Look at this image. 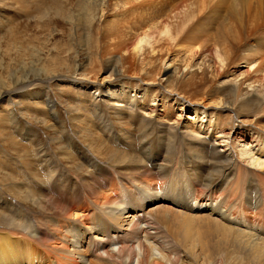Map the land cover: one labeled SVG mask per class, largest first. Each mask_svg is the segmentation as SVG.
I'll return each instance as SVG.
<instances>
[{"label":"rangeland","instance_id":"374dc122","mask_svg":"<svg viewBox=\"0 0 264 264\" xmlns=\"http://www.w3.org/2000/svg\"><path fill=\"white\" fill-rule=\"evenodd\" d=\"M136 1L140 0H123V4L128 2L134 8ZM239 3L240 21L226 17L228 3L221 10L223 18H228L227 24L219 32L212 21L214 29L207 34L209 55L191 62L207 61L204 66L209 72L203 81L201 75L198 79L174 80V70L179 68L174 64L176 54L184 52L166 34L157 36L163 48L157 46L159 55L150 58L151 64L142 74L140 61L125 54L123 46L113 47L105 22H100L101 11L107 7L100 1L0 0V229L20 235L26 225L33 223L27 215L29 209L36 212L33 217L45 221L50 218L49 207L39 208L47 190L42 182L51 174L66 178L71 172L72 183L77 184L70 193L72 198L65 195L62 199L74 200L77 212L82 213L86 205L92 208L89 192L96 183L101 187L99 198L110 195L117 212L156 208L146 222L139 224L149 221L153 228L149 226L147 233L141 231L124 243L137 247L139 239L144 247L151 244L154 258L168 264H231L221 261L225 233L231 229L249 233L254 242L263 244L264 182L248 169L226 172V162L208 150V129L197 135L196 125V132L183 134V125L174 130L168 123L161 124L159 118L145 115L140 104H156L158 99H166L165 90H173L192 105L188 110L192 114L184 115L194 116L196 109L198 119L206 120L212 129L221 125L212 115L214 109L203 112L200 107L216 100L241 114L222 112L232 120L230 125L236 120L250 125L248 140L256 128H264V97L255 91L236 93L240 83L248 76L253 78L257 65L264 61V0ZM127 20L132 32L139 33L140 29L134 27L135 18ZM221 36L227 37L231 49L226 63L221 62L219 53ZM202 43L201 39L187 41L181 48L190 55ZM255 50L261 56L251 70L236 59ZM168 64L171 66L166 69ZM222 70L226 73L221 78L210 77L211 72ZM228 75H235L238 82L223 84ZM259 75L264 86V73ZM78 78L97 84L120 78V84L108 88L124 85L126 93L115 91L117 96L113 98L133 104L122 103L125 110L117 113L102 97L103 92L93 93L80 86ZM162 78L166 79L164 85L149 92L143 91L145 88L136 80L158 83ZM143 92L144 97L137 98ZM181 104L167 107L171 120L180 121L177 115ZM25 114L36 118L29 119ZM260 173L264 176V169ZM91 174L97 181L84 187L80 175ZM68 225L71 229L64 226L69 229L64 231L68 233L66 238L74 239L76 235L74 241H78L83 229ZM82 238L86 244L91 241L87 234ZM106 241L115 242L109 250L120 247L116 239ZM20 245H25L24 239ZM0 251L4 252L2 245ZM237 263L256 264L247 256ZM257 264H264V259Z\"/></svg>","mask_w":264,"mask_h":264},{"label":"bare ground","instance_id":"6f19581e","mask_svg":"<svg viewBox=\"0 0 264 264\" xmlns=\"http://www.w3.org/2000/svg\"><path fill=\"white\" fill-rule=\"evenodd\" d=\"M95 1H100L102 4L107 5V7L101 11L100 22H105L104 26H107L108 37L112 41L113 47L117 48L120 45L123 46L125 54L130 55L132 59L140 61L142 67L140 71L142 74H145V67L151 64L150 58L159 55V51L156 50L157 46L163 48L160 45V41L157 40V36L161 34L172 36L171 41L184 52L182 55L176 54V63L174 64L179 68L174 70L176 71L175 74H177L174 80L178 78H180L179 80H184L185 78H188V80H192L193 78L198 79L201 75L202 80L205 81V76L209 72V68L204 66L207 61L204 60L198 63L191 62L194 61V59L203 58L204 55H209L210 46L207 42V34H209L210 29H214L213 22L216 23L218 27H216V29L219 32L224 28V25L227 24L226 21L228 18H223L221 15L222 8H227L229 3V11H227L226 17L231 16V18L235 19L237 22L240 21V9L238 7L240 5L239 1L241 2V0H140L139 2L136 1V3L141 2V4L136 6L135 3L134 8L130 7L131 4L127 5L128 2L123 4V0ZM135 9L137 12L134 11ZM154 12L157 13L154 14ZM152 13L153 15H151ZM120 14L124 17H121ZM227 14L229 16H227ZM103 15H105V19L108 18L106 21L102 19ZM134 18L136 23L134 27H136L135 29L137 30L140 29L139 33L136 30V32H132L131 25L129 26L130 23L125 22V20L133 21ZM132 23L133 22H131V24ZM199 39H201L203 43L201 47L193 51L192 54L189 55V51H185L181 48V45L187 41L195 42ZM232 40H234L233 36ZM218 44L220 45L219 53L222 55L221 62L226 63L229 60L228 53L231 52V49L227 46V37L221 36ZM168 50H172V48ZM189 50L192 49L189 48ZM260 56L261 54L255 50L250 55L237 57L236 59L248 65L249 70H251L256 66L255 63ZM170 66L171 65L168 64L166 69ZM174 71L172 72L174 73ZM187 72H190V74L186 75ZM225 73V70L221 72L214 71L210 73V77L216 80L224 76ZM260 73H264L263 60L257 65L255 73L253 74L254 77L251 78V76H248L240 83L236 93L239 95L242 92L247 94L250 91H255L257 95L264 97V86L262 84L263 80L260 79ZM116 75L118 76V74ZM228 76L224 78L225 81L223 84H235L238 82V78L235 75L231 77ZM120 80V78L112 82L105 80L97 84L78 78L76 83L80 86L90 88L93 90V93L98 92V94H100L103 92L104 95H102V97L106 98V102L110 104L108 105L113 107L117 113H120L125 110V104H133L128 100H117L113 98L117 96L115 91L120 90L118 94L126 93L125 88L127 87L124 85H118L117 87L119 88L114 87L110 89V86H113L114 83L119 82L120 84ZM129 80L133 81V79ZM136 80L145 88L143 91L147 92L155 86L164 85L162 82L166 81V79L163 78L160 79L158 83H155L153 80ZM84 81L88 82V84H85ZM72 84L76 86L75 83L72 82ZM166 86L162 87V89L165 90ZM133 87L137 88L134 84ZM171 91L173 90H165L163 92V94L167 96L164 100L158 99L156 101V99H154L156 104L146 105L141 102V109L145 111V115L150 114V116L159 118L160 122L163 121L164 123H168L174 127V130H176L178 126L183 125L186 130L183 134L195 131L196 125H198L197 135L202 134L205 129H208V134H206L207 139L211 138L208 142V150L217 154L219 158L226 162V172L238 173L248 169L251 170V173H253L255 177L264 182V176L260 173V170L264 169V128H256L253 132V137L248 140L249 133L247 128H249L250 125L243 120H236L230 125L232 120L226 118V115L223 116L222 112L228 111L232 113L233 116L241 114L237 113L233 107L227 104H221L220 100H216L215 103H212L215 104L214 107H211L212 104L208 107H200L203 112H206L207 109H214L212 115L216 117L221 125L212 129L213 125L207 124L206 120L198 119L196 109H194V116L184 115V113L192 114L188 112V110L192 108V105ZM142 97H144V92L138 95L137 98L140 99ZM138 102L140 101L138 100L137 103ZM122 103L124 105H122ZM174 103H182L179 114L177 115V117L180 118L178 122L171 120L167 116V107ZM47 106L50 105L47 104ZM194 106L197 107L196 105ZM201 111L200 113L202 114L203 112ZM25 116L32 120L36 118V116L33 117L32 114H25ZM181 120L183 122H181ZM2 121L3 120L0 119V122ZM163 122H161V124ZM216 129L218 131H216ZM210 134L211 136H208ZM80 177V180H78L84 187L87 183H95L98 179L94 174L80 175ZM72 180L73 175L71 172H68L66 178L62 176L56 178L55 175L51 174L42 182V184L47 187V190H45L46 195L44 196V201L39 203V208L44 209L46 206L49 207L51 217L46 219V221L43 217H33V214H36V212L29 209L27 215L33 223L26 225L25 229L20 231V235L10 230L0 229V245L4 248V252L0 251V264H168V261L154 258L149 248L151 244H146L144 247L142 242L138 239V250L137 247H132V244V246H125L128 243L125 242L127 239L136 236V234H140L141 231L147 233L149 226L153 228L149 221L143 226H139V224L141 223L140 221L146 222L149 213L151 216L152 213L156 212V208L150 211L117 212L115 211L116 209L114 210V204L109 199L110 195L108 198H99L101 187L96 183L92 185L89 192L93 204L90 205L92 208L86 205L83 207L82 213H80L79 210L78 212L76 210L74 200L62 199V196L65 195L71 197L70 193H72L73 187L75 188L77 184L72 183ZM85 189L86 188H84V190ZM86 201H83V203H86ZM124 214H126V216H123ZM251 216L252 218L254 217L253 215ZM68 224L76 225L83 229L81 234L84 236L87 234L91 239L89 244L83 242V235L79 237L78 241H74L76 235L74 237L72 236L74 239H67L66 234L68 233L64 231H69V229H71ZM2 226H5V224L2 223ZM64 226L69 229H64ZM105 238H111V240L116 239L120 247L116 251H112L113 249L109 250L111 249L109 246L115 244V242L111 241L112 243L109 242V244H107ZM21 239L25 241V245L23 246L20 245ZM143 242L146 243L147 240ZM225 243L226 247H223L221 250V261L238 264L237 262L242 257L247 256L257 264L264 259V243L260 244L254 242L252 240V235L249 233L231 229L225 233ZM84 244H86V247L83 246ZM93 255L94 257L89 259V257Z\"/></svg>","mask_w":264,"mask_h":264}]
</instances>
